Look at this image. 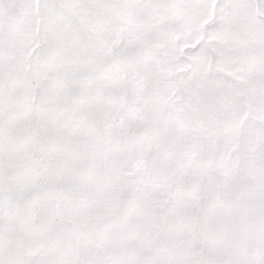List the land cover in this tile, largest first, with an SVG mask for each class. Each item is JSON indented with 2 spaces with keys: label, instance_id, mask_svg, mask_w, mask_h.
<instances>
[{
  "label": "snow or ice",
  "instance_id": "1",
  "mask_svg": "<svg viewBox=\"0 0 264 264\" xmlns=\"http://www.w3.org/2000/svg\"><path fill=\"white\" fill-rule=\"evenodd\" d=\"M0 264H264V0H0Z\"/></svg>",
  "mask_w": 264,
  "mask_h": 264
}]
</instances>
